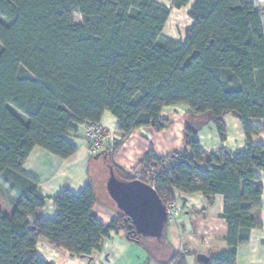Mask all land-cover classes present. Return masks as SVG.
<instances>
[{
  "label": "trees",
  "instance_id": "trees-1",
  "mask_svg": "<svg viewBox=\"0 0 264 264\" xmlns=\"http://www.w3.org/2000/svg\"><path fill=\"white\" fill-rule=\"evenodd\" d=\"M190 1L174 4L181 9ZM170 13L154 0H0V264H51L37 254L41 239L84 259L97 258L112 233L142 244L145 238L113 203L116 218L109 226L97 218L101 196L93 184L79 195L60 193L57 217H42L47 201L39 182L23 170L35 148L62 160L73 157L77 148L64 138L73 124L99 125L107 112L126 138L168 128L165 108L190 109L184 149L164 158L149 151L140 166L163 169L148 184L166 207L176 203V192L201 193L211 205L224 198L230 250L208 255L207 264H237L238 247L262 228L256 214L263 186L256 170L264 172V146L251 138L264 128L251 121L264 120L263 11L252 0H196L185 41L160 45ZM228 115L242 124L245 149L205 151L201 132L214 125L225 141L222 118ZM115 150L104 152L105 164L119 179L135 180L112 162ZM170 224L164 240L156 241L161 249L153 241L144 246L145 264H189V257L203 264L196 260L200 253L171 245Z\"/></svg>",
  "mask_w": 264,
  "mask_h": 264
},
{
  "label": "crops",
  "instance_id": "crops-1",
  "mask_svg": "<svg viewBox=\"0 0 264 264\" xmlns=\"http://www.w3.org/2000/svg\"><path fill=\"white\" fill-rule=\"evenodd\" d=\"M154 1L171 12L163 37L158 43L162 45L166 39L183 43L187 31L193 25L189 12L196 0H191L181 9L175 7V0ZM260 8L263 11L261 23L264 28V5ZM189 110L185 106L165 108L162 119L171 122L168 128L156 134L141 129L126 138H122L118 132L120 124L118 119L107 112L101 122L107 131L106 141L102 153L96 158L90 150L86 135L89 124H73L74 131L64 137L77 148V153L67 160H62L41 148H35L26 160L23 170L39 182L40 195L47 201L40 215L53 220L58 215L54 199L60 193L70 191L79 195L88 185L93 184L101 196V203L94 208V213L105 226H109L116 218V212L106 191L110 174L105 164L104 152L109 150L112 153L116 149L111 156L112 162L116 167L128 171L138 166L149 151H153L158 158L182 151L183 131ZM222 121L227 129L226 140L222 141L216 127L210 125L200 134L201 147L210 153L222 148L232 153L244 150L248 140L240 121L232 115L223 117ZM251 126L264 128V120H252ZM251 140L255 145L264 146V132L253 136ZM256 175L263 186V205L256 214L262 228L253 230L250 242L238 247L237 264H264V172L256 170ZM176 198L175 204L182 208V212L178 221L173 222L169 230L171 245L176 250H189L207 256L218 251L230 250L225 241L227 224L223 219L222 196H217L212 205L201 193L185 195L176 192ZM37 254L51 264H90L89 259L78 258L66 250L56 249L45 239L39 241ZM146 260L147 254L143 249L135 243L128 242L124 233L119 232L111 234V240L106 242L103 252L91 264H144ZM188 263L195 264V259L189 257Z\"/></svg>",
  "mask_w": 264,
  "mask_h": 264
},
{
  "label": "water",
  "instance_id": "water-1",
  "mask_svg": "<svg viewBox=\"0 0 264 264\" xmlns=\"http://www.w3.org/2000/svg\"><path fill=\"white\" fill-rule=\"evenodd\" d=\"M108 169L110 175L106 184L107 194L117 209L131 221L130 229L134 228V232L145 239L162 242L168 213L156 190L140 180L119 179L111 166ZM93 260L89 259L90 264ZM196 260L207 264L210 258L200 253Z\"/></svg>",
  "mask_w": 264,
  "mask_h": 264
},
{
  "label": "built area",
  "instance_id": "built-area-1",
  "mask_svg": "<svg viewBox=\"0 0 264 264\" xmlns=\"http://www.w3.org/2000/svg\"><path fill=\"white\" fill-rule=\"evenodd\" d=\"M257 7L264 5V0H252ZM88 142L90 143V149L94 153L101 152L106 141V129L101 124L91 125L86 131ZM170 164H167L166 169L169 168ZM128 172L135 178V180H140L148 184L152 182L153 179L159 177L163 173L162 168H156L151 165H144L139 167H134L129 169ZM154 189L155 187L152 184H149ZM168 220L171 223H176L181 215V209L176 204L167 206Z\"/></svg>",
  "mask_w": 264,
  "mask_h": 264
},
{
  "label": "rangeland",
  "instance_id": "rangeland-1",
  "mask_svg": "<svg viewBox=\"0 0 264 264\" xmlns=\"http://www.w3.org/2000/svg\"><path fill=\"white\" fill-rule=\"evenodd\" d=\"M74 20H75V22L77 23V24H82V18H81V16H79L78 14H75L74 15ZM14 112L22 119V120H24L25 122L27 121V119L21 114V113H19L18 111H15L14 110ZM90 144V143H89ZM91 150V149H90ZM91 152L93 153V154H96V153H94L92 150H91ZM99 153V152H98ZM140 166V164L138 165V166H136V167H139ZM110 198V197H109ZM110 203H111V205H112V203H113V207L115 206L116 207V205L114 204V202L110 199ZM180 209H181V212H182V208L180 207ZM173 226V223H171L170 224V227H172ZM125 235V234H124ZM151 241H153V243L155 242V245H156V247H158V248H160L161 246L158 244V242H156L157 240H155V239H144L143 240V242H142V244L140 245L139 244V247L140 248H142L143 249V251L147 254V258H149V256H148V250H146L145 248H144V246H146V245H148V244H146V243H148V242H151ZM203 243V242H202ZM161 249V248H160ZM202 251H204V250H202ZM201 254H203V253H201ZM145 264V263H144ZM150 264H158V263H156L154 260H152L151 261V263Z\"/></svg>",
  "mask_w": 264,
  "mask_h": 264
}]
</instances>
